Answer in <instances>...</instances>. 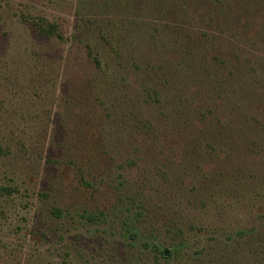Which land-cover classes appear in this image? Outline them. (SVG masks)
Segmentation results:
<instances>
[{"label":"rangeland","instance_id":"1","mask_svg":"<svg viewBox=\"0 0 264 264\" xmlns=\"http://www.w3.org/2000/svg\"><path fill=\"white\" fill-rule=\"evenodd\" d=\"M0 264H264V0H0Z\"/></svg>","mask_w":264,"mask_h":264},{"label":"trees","instance_id":"2","mask_svg":"<svg viewBox=\"0 0 264 264\" xmlns=\"http://www.w3.org/2000/svg\"><path fill=\"white\" fill-rule=\"evenodd\" d=\"M39 21L40 22L38 24H39L41 31L45 32L47 35H50V36L55 35V34L60 36L58 32V28L54 23L48 21L47 19H41ZM1 188L5 189L3 187Z\"/></svg>","mask_w":264,"mask_h":264},{"label":"flooded vegetation","instance_id":"3","mask_svg":"<svg viewBox=\"0 0 264 264\" xmlns=\"http://www.w3.org/2000/svg\"><path fill=\"white\" fill-rule=\"evenodd\" d=\"M101 214H103V213H99V214L88 213L87 215L85 214L84 216L86 217L87 220H90L91 222H93V221L96 222V221H99V217H100L99 215H101ZM59 215H61L60 210H59ZM161 253H162L163 257H168L171 253V250L163 249L161 251Z\"/></svg>","mask_w":264,"mask_h":264}]
</instances>
